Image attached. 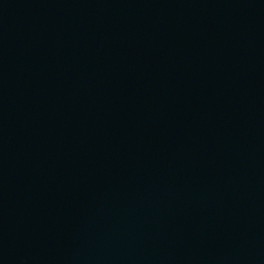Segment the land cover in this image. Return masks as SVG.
I'll use <instances>...</instances> for the list:
<instances>
[{
	"label": "water",
	"instance_id": "obj_1",
	"mask_svg": "<svg viewBox=\"0 0 264 264\" xmlns=\"http://www.w3.org/2000/svg\"><path fill=\"white\" fill-rule=\"evenodd\" d=\"M0 264H264V0H0Z\"/></svg>",
	"mask_w": 264,
	"mask_h": 264
}]
</instances>
